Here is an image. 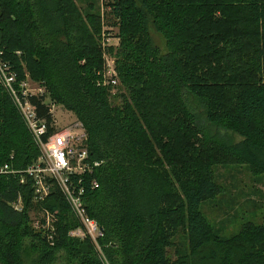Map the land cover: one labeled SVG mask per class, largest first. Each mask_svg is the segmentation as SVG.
I'll use <instances>...</instances> for the list:
<instances>
[{
    "label": "trees",
    "instance_id": "obj_1",
    "mask_svg": "<svg viewBox=\"0 0 264 264\" xmlns=\"http://www.w3.org/2000/svg\"><path fill=\"white\" fill-rule=\"evenodd\" d=\"M121 40L116 69L125 93L99 85L106 61L100 16L74 0H0V51L84 124L103 161L88 211L104 227L111 264H264V222L224 238L201 211L222 192L216 165L264 175V0H112ZM154 28L165 39L162 52ZM109 50V48L107 49ZM113 50V48H110ZM42 117L49 109L33 97ZM202 118L205 123L202 124ZM229 133L241 137L233 141ZM40 151L0 86V167L23 170ZM33 190L0 174V264H103L55 190L39 206L59 210L53 243L33 226ZM21 198L23 209L13 203ZM185 233L189 249L175 251Z\"/></svg>",
    "mask_w": 264,
    "mask_h": 264
},
{
    "label": "built area",
    "instance_id": "obj_2",
    "mask_svg": "<svg viewBox=\"0 0 264 264\" xmlns=\"http://www.w3.org/2000/svg\"><path fill=\"white\" fill-rule=\"evenodd\" d=\"M109 34L101 43L106 65L99 85L115 87L118 83L116 61L107 56V49L112 46L111 42L116 36ZM0 86L9 94L40 151L37 159L26 169H11L6 164L0 167V174H20L22 184L30 181L32 202L35 205L31 211L33 226L42 231L51 243L58 234L59 210L39 205L57 190L79 223V226L71 229L69 235L80 240L90 239L103 264H109L100 243L105 229L88 211L89 192L100 186L95 173L103 161L92 158L84 124L77 117L60 122L55 115L58 104L51 98L46 87L34 82L28 72L20 77L3 58L1 51ZM33 97L48 107L50 118L39 114L37 105L32 101ZM13 207L19 211L23 209L21 198L13 203Z\"/></svg>",
    "mask_w": 264,
    "mask_h": 264
},
{
    "label": "rangeland",
    "instance_id": "obj_3",
    "mask_svg": "<svg viewBox=\"0 0 264 264\" xmlns=\"http://www.w3.org/2000/svg\"><path fill=\"white\" fill-rule=\"evenodd\" d=\"M112 0H74L78 10L84 15L94 14L100 16L101 32L96 37L101 44L105 36H116L112 40V46L107 50V56L111 60L117 59V50L121 40L118 21L111 15L109 7L106 6ZM152 41L164 53L167 51L165 39L154 28L150 30ZM113 48V50H110ZM115 66V64H114ZM116 68V67H115ZM28 72V71H27ZM118 83L111 88V100L121 103V95L125 93L119 71L116 69ZM36 83L41 81L33 79ZM55 115L60 122L76 119V115L58 104L55 108ZM202 124L205 120L202 118ZM233 141L241 140L237 134L229 133ZM215 180L221 186L222 192L216 197L201 204V211L207 218L214 231L221 237L228 238L236 234L243 223L253 222L261 224L264 222V175L255 176L247 164L216 165L214 167ZM34 216V214H33ZM176 246L169 249L170 257L176 258L175 251L189 249V240L185 233L180 232L175 237ZM107 257V256H106ZM101 260V259H100ZM108 260V258H107ZM102 261V260H101ZM109 262V261H108ZM103 263V262H102ZM109 264H111L109 262Z\"/></svg>",
    "mask_w": 264,
    "mask_h": 264
}]
</instances>
